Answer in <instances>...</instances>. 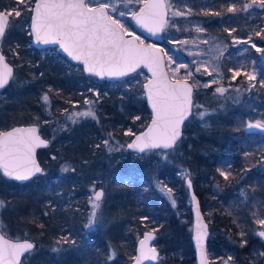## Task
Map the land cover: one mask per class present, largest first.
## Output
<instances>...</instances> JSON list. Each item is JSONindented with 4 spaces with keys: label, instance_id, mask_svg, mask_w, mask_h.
<instances>
[{
    "label": "trees",
    "instance_id": "1",
    "mask_svg": "<svg viewBox=\"0 0 264 264\" xmlns=\"http://www.w3.org/2000/svg\"><path fill=\"white\" fill-rule=\"evenodd\" d=\"M171 1L178 9L186 8L188 16L184 20L200 22L208 34L217 35L226 43L220 84L242 89V94L237 95H221L216 92L215 83L195 89L193 104L200 107L194 109V115L196 110H204L206 115L203 120L185 124L187 141L177 147L186 152L180 167L190 172L212 232V219L222 220L219 227L225 241L232 245L226 255L237 257L242 264H264V240L257 235L264 229L257 223L264 218V135L248 133L246 126L264 121V58L256 47L242 56L247 64L255 59L259 69L255 87L247 91L245 73H240L236 82L232 80L238 48L231 42L235 37H250L264 51V8L252 4V0ZM245 3L252 4L247 11L243 10ZM26 4L27 0H0L1 10L21 11L19 17L11 16V25L1 43L15 68V76L0 94V132L15 125L36 124L49 146L38 152L44 169L39 177L17 183L0 171V201L6 204L2 231L9 237L35 242L36 255L25 264H63L62 257L73 258L68 264H84L77 259L79 254L84 260L90 258L85 264H130L138 240L148 230L157 234V264H196L192 206H183L184 212L173 207L157 190L156 181H152L163 166L154 164V159L150 163L138 158L143 156L114 140L121 133V124L132 126L136 134L146 129L151 120L146 99L140 98L136 105L125 106L124 110L119 101L108 105L101 126L95 119L72 123L69 113L75 104L79 105L77 108L84 103L90 82L103 86L112 83L86 75L82 66L70 63L62 54L49 53L51 48L39 50L30 46L32 12ZM141 6L140 2L137 7ZM232 7L236 11H228ZM133 78H138V74L115 83L123 86ZM45 94L49 96L48 105L42 100ZM138 116L140 119H134ZM103 139L115 150L104 148ZM63 165L67 171L61 172ZM164 177L172 178L168 185L186 199L187 179L172 174ZM91 186L105 189L104 203L108 206L104 217L120 218L117 235L100 236L98 230L85 234L86 220L78 207L86 202ZM71 193L80 205L68 201ZM66 234L70 235L68 243L62 240ZM55 247L61 251H53Z\"/></svg>",
    "mask_w": 264,
    "mask_h": 264
},
{
    "label": "snow or ice",
    "instance_id": "2",
    "mask_svg": "<svg viewBox=\"0 0 264 264\" xmlns=\"http://www.w3.org/2000/svg\"><path fill=\"white\" fill-rule=\"evenodd\" d=\"M21 2L23 3L25 0H21ZM130 2L131 0H119V3H123L125 7ZM252 4H258L264 8V0H252ZM252 4L245 3L243 10L247 11L252 7ZM26 7L33 13L30 34L34 35L35 42L44 45H59V48L68 57L83 64V71L90 75L102 79L104 77L119 78L134 72L140 64H145L153 72V76L157 77L144 85L152 107L153 117L147 131L136 136L135 140L128 143L127 147L143 153L150 149H171L175 146L181 136V126L184 121L193 114V107H200V105H194L192 101L194 85L190 86L186 80L169 83L162 72L158 76L159 58L155 53L141 48L133 41L124 39L125 34L131 35L132 33L109 14V10L117 11L112 0H94V5L86 0H27ZM166 7H171V5H166L164 0H145V7L131 15L137 24L155 35L156 31L161 30L166 23L164 20ZM228 11H236V9L232 7ZM184 14L179 10L173 13L174 16ZM13 15L19 17L21 11L15 8L10 11H0V42L5 37L7 26L10 23L9 17ZM118 15L124 16L125 12L120 10ZM196 31L200 32L201 29L197 28ZM259 34L257 33V35ZM134 39L139 40V37ZM204 42L207 43V41ZM239 42L234 38V43ZM140 43L142 44L143 41ZM181 43L186 42L181 41ZM253 47L256 46L253 45ZM256 50L261 51L260 48H256ZM4 61L5 57L0 54V89H4L13 76L12 69ZM183 66V64L179 65V67ZM205 71L208 69L205 68ZM213 71H217V69H213ZM239 74L238 71H234L233 78ZM187 75L191 76L192 73L189 72ZM255 79L254 74L248 76L249 81ZM215 82L214 80L213 83ZM204 86L206 87L207 84ZM251 87H255V85L251 84ZM261 87H264V81L261 82ZM225 91L226 89L223 87L216 89V92L221 95ZM42 100L45 105L50 103L47 94L42 97ZM84 103L91 105L94 102L86 99ZM196 115L203 120L206 113L199 112ZM89 116L96 119V114L91 107L83 112L69 114L68 119L75 124L79 117ZM248 128L264 129V123L261 121H257L255 124L249 123ZM104 143L107 145L108 142L104 141ZM41 145L46 146V142L37 135L35 127L0 132V170L3 175L17 181H26L35 173L41 172V168L34 159L35 148ZM161 155L167 158V153H161ZM64 170L67 171V169ZM220 175L224 176L226 180L228 179L225 172L221 171ZM189 187H191L190 181ZM171 192L172 189H168L169 195ZM102 197L103 191L95 190L89 197L92 211L88 217L87 228H92L100 222L97 211L101 208ZM174 204L175 201H173ZM3 207L4 204L0 201V208ZM257 223L264 228V218H259ZM257 234L264 237V231H258ZM202 235L203 233L198 230L196 235L198 247L201 246ZM153 238L151 234H148L144 240L140 241V255L136 257V264H142L143 260L157 259L158 253L155 247L146 248V241ZM62 240L64 243L69 242L66 237ZM57 243L59 244L61 241H57ZM33 247L32 243L26 241L23 243L10 242L3 234H0V264H20L23 253L29 252ZM53 251L59 252L61 249L56 248ZM201 255L203 264V251Z\"/></svg>",
    "mask_w": 264,
    "mask_h": 264
},
{
    "label": "rangeland",
    "instance_id": "3",
    "mask_svg": "<svg viewBox=\"0 0 264 264\" xmlns=\"http://www.w3.org/2000/svg\"><path fill=\"white\" fill-rule=\"evenodd\" d=\"M87 2L93 3L94 5V0H87ZM112 2L117 7L116 12L109 10V13L110 15H112L113 19H116L121 24H123V26L127 28L129 32L132 33L131 35L138 36L140 42L143 41V43H150L149 39H147L146 37L141 35L138 31H136V29L133 27L132 22H131V19H132L131 14L133 12H137L139 10L137 5L140 2L141 4H144L145 0H131V2L127 5V7H125L123 3H119V0H112ZM167 5H171V7H168V21L165 24V27L163 30L162 48L166 54L167 68H168L171 78L173 80H182V79L189 80L194 84L195 89L197 87H199V89H202L205 87L204 86L205 84L209 86L215 80L216 81L215 84L217 88L223 87L226 89V91L224 92V95L242 94L241 93L242 89L239 86H236L233 84L222 86V84H220L222 82L221 79L223 78L222 58L227 50L226 43L219 36L208 34L207 31L202 27L200 22H196L192 20L191 21L184 20L183 17L188 16V13L186 12V8H184L183 10V9H178L174 7L175 2L171 0H167ZM120 10H123L125 12L124 16L118 15V12ZM177 10L185 14L181 16H174L173 13ZM10 25H11V21L9 23L8 29ZM197 28H200L201 31L197 32L196 31ZM235 39L240 42L234 43V38L231 41L232 45L235 48H238L236 59H235L238 61L235 64L236 68L234 71H238L239 73H245L247 75L246 84H247V91H249L251 90V88H253V87L250 88L251 84L256 85V82L259 76V69L256 66L255 59H252L251 64H247L246 61L242 58V56L250 53V50L253 47L254 43L252 42L250 37H245V38L235 37ZM181 41H185L186 43H181ZM204 41H207V43H205ZM30 46H32V44H30ZM256 48H260L262 50L260 51V54L264 58L263 48L258 47V46H256ZM48 52L51 54L60 53L58 48H51ZM181 64H183L184 66L179 67V65ZM198 68H199V71H197ZM205 68H207L208 71H205ZM213 69H217V71H213ZM189 72L192 73L191 76L187 75ZM209 72H211L212 74L209 75L208 74ZM136 74H138V78H133L129 83H125L123 86L116 85V83L113 81H111L112 84H108L107 86H103L95 81H91L90 82L91 86L88 88V91H87L88 94H85L84 101L87 99L89 101H93L94 103L91 105L82 103L81 106L77 108H75V106H79V105L75 104L69 114L75 113V112H83V111H86L89 107H91L92 110L96 114L95 120L101 126V124L105 122L102 120L104 118L103 111L107 110L108 105L114 106L115 102L119 101V104L121 105L120 106L121 109L124 110L125 106H129V105L132 106L133 104L136 105L137 101L140 98L146 99L145 93L143 91V86H144V83L149 78L148 74L144 70H139L136 72ZM253 74L256 76V79L254 81H249L248 76L253 75ZM237 76L235 78L232 77V80L236 82ZM122 82H126V80ZM140 82H142V86H138ZM139 87H140V91H138ZM237 89H239V91H237ZM113 94L115 96H113ZM194 109L195 107H193V111H192L193 114L191 115L193 119H191L190 117L189 120L192 121L193 123H196L197 120L200 119L198 115H196L197 113H199V110H196L195 115H194ZM201 112H205V111L201 110ZM66 115H68V113ZM138 117L140 119V116ZM136 118L137 117H134V119ZM91 119L93 118L90 116L89 117H79L77 122L81 120H91ZM258 121H261L262 123H264V121L262 120H258ZM246 126L248 128V124ZM184 127H186V125H184ZM120 130H121V133L118 132V134L114 136V140L117 141L118 143H121V145H125L127 149L131 150L130 148L127 147V145L128 143L132 141L136 133L133 132L132 126H126V125L123 126V124H121ZM110 135L113 136V133L110 132ZM104 141L108 142L107 145H105ZM182 141H187V137L184 135V132H183L182 139L177 143L175 147L171 149L146 150L143 153H137L135 151L132 152L133 154L137 153L139 155H142L143 157H138L140 159L142 158L143 160H148L150 163L154 159L153 160L154 164H157L159 162L160 165L163 166L162 170L158 171L157 177L153 179L152 181L154 180L156 181L157 190L165 198V200L171 203V205H173V201H175V204L173 205V207L178 208V209L179 208L183 209V206L185 207V205L186 206L191 205V197H190L188 188H187L186 199L185 197L182 198V195H179L177 193L174 186L168 185L169 180L173 181V179L165 178L164 176L172 174L175 178H179V177L185 178V179L190 178L189 170L186 168L180 167V163L184 161L185 159L184 155L186 154V152L183 153L182 147L177 148L178 144L181 145ZM102 144L104 145V148H107L108 150L110 148L112 150H115V146L113 144H109L108 140L103 139ZM161 153H167V158H165L164 155H161ZM65 168L66 166L63 165L60 171L61 172L64 171ZM168 189H172V192L170 195L168 193ZM93 190L98 191L99 188L98 187L94 188L93 186H91V188L87 191L89 193L85 195L86 202L83 203L82 207H78V209L80 210L82 209L81 210V212L83 213L82 215H84V218L86 220L85 222L83 220L85 234L89 236V234L87 233H90L93 230L95 231L98 230L97 235H100V236L105 234L106 236H108V238H110L111 236L117 235L119 233L118 230H119L120 218L118 219L117 217L115 218V220H112L108 218L106 219L104 217L105 207L108 206L106 205V203H104V200L106 198L105 189H103L101 208L97 211V217L99 218L100 222L94 225L92 228L86 227L88 223V217L92 211L91 204L89 202V197L92 196ZM261 192L264 196V191H261ZM112 194L113 193L110 191V195ZM72 197H73V194L72 193L69 194L68 201L77 203V201H75V199H72ZM3 204H4V207L0 208V225L3 224L2 214L6 208V204L4 202ZM185 210L186 209H183L182 212H184ZM212 222L214 223V227H213L214 232L212 233L211 231L210 238H209L210 241L208 244V253H209L211 264H242L241 261L237 257H231L229 255H226L228 249H230L232 245L225 241L226 238H225V234H223L224 231L221 230L219 227V224L222 223V220L218 218H214L212 219ZM6 231L9 232L8 229H6ZM4 234L7 235L6 233ZM65 237L70 238V235L66 234ZM16 239H21V238H16ZM98 239L99 238L96 237V240ZM102 239L104 238L102 237ZM59 241H62V240L60 239ZM71 241H74L73 238L71 239ZM34 250L35 248L24 258L23 264H25V261L27 262V260H29L31 256L34 257L36 255ZM72 259L73 258L62 257L60 260L63 262V264H68ZM77 259L83 262L84 264L90 261V258H87L84 260L83 256L80 254L77 256Z\"/></svg>",
    "mask_w": 264,
    "mask_h": 264
},
{
    "label": "water",
    "instance_id": "4",
    "mask_svg": "<svg viewBox=\"0 0 264 264\" xmlns=\"http://www.w3.org/2000/svg\"><path fill=\"white\" fill-rule=\"evenodd\" d=\"M165 4L167 5V0H164ZM145 7V3L139 8V10L137 12L140 11V9L144 8ZM0 11H3L0 9ZM110 14V13H109ZM33 15V13H32ZM9 20H11V18L9 17ZM164 20L168 21V7H166L165 9V16H164ZM131 22H132V25L133 27L136 29V31H138L141 35H143L144 37H146L147 39L150 40V43H140L139 40H136L134 39L135 35H127L125 34L124 35V39L125 40H130V41H133L134 44H137L139 45L141 48L143 49H146L152 53H155L156 56L159 58V62H160V67L159 69H157V73H158V76H159V73L162 72L164 74V78L167 79V81L169 83H175L177 80H173L169 74V71H168V68H167V59H166V54L162 48V41H163V30H164V27H165V24L163 26V28L159 31H156L155 35H153L151 32H149L146 28L144 27H141L140 24H137V22L132 18L131 19ZM32 23V21H31ZM31 23H30V28H31ZM9 26V25H8ZM8 26H7V29H8ZM7 29H6V32H7ZM6 35V33H5ZM1 43L0 42V54H2L4 57H5V63L12 69V73H13V76L12 78L9 80V84L6 85V87L4 89H0V94L11 84L14 76H15V68L14 66L8 61L7 59V56L4 54V52L2 51L1 49ZM31 44L33 47L37 48V49H46V48H58L59 52L64 55L67 60L71 63H74V64H77V65H81L82 68L84 67L83 64L81 63H78L77 61H74L72 60L70 57L67 56L66 53L63 52L62 49L59 48V45H52V44H49V45H44V44H37L35 42V37L34 35H32V39H31ZM139 70H144L147 74H148V79L147 81L144 83L147 84L149 83L150 80H155L157 79V77H154L153 76V72L149 70V68L147 66H145V64H140L139 67L136 68V70L134 72H131L129 73L127 76H123V77H112V78H109V77H104L103 79L100 78V77H97V76H93V75H90L89 73L85 72L86 75L88 76H92V77H96L100 80H105V81H113V82H120V81H124L127 77H129L130 75L136 73L137 71ZM181 81H184L183 79ZM186 82L190 85V86H193L189 81L186 80ZM143 91L145 93V97H146V102H147V105L151 111V120H150V123L149 125L146 127V129H144L142 132L140 133H137L132 141L135 140L136 136L138 135H141L142 133L146 132L148 127L151 125V121H152V117H153V112H152V107H151V104L149 103L148 101V98H147V90L144 88L143 86ZM193 92H194V87L192 88V101H193ZM193 111V109H192ZM191 117V115L188 117V119H186L183 123V125L181 126V136L180 138L176 141V144L175 146L177 145V143L182 139L183 137V129H184V125L186 124V122L189 120V118ZM256 123V122H255ZM254 123V124H255ZM30 127H35L37 129V135L40 137L41 140H44L46 142V146L45 145H41L37 148H35V151H34V159L36 161V163L39 165V167L41 168V172H38V173H35L34 175L31 176L30 179L26 180V181H17V180H14V179H11L9 177H6L4 176L5 178L9 179V180H13L17 183H27L28 181L34 179V178H37L39 177L42 173H43V165L41 164L39 158H38V152L40 149H44V148H47L49 146V140L44 138L40 132V128L38 125L36 124H30V125H15L14 127L12 128H9L7 130H4L2 132H8V131H12L13 129H16V128H24V129H27V128H30ZM247 132L248 133H252V132H259L261 134L264 135V129H259V128H255V129H249L247 128ZM131 141V142H132ZM174 146V147H175ZM132 151H135L137 153H140L134 149H131ZM150 150H167V149H150ZM1 173H2V170H0ZM3 174V173H2ZM189 181L191 182V187H189ZM186 185H187V188H188V191H189V194H190V197H191V205H192V213H193V236H192V240H193V244H194V250H195V254H196V264H202V251H203V264H210V259H209V254H208V235H209V231H208V223L205 219V216H204V213L202 211V208L200 206V199L199 197L197 196V194L195 193V190H194V187H193V183L191 181L190 178H188L186 180ZM98 191H103V189H99ZM199 213V215H198ZM201 231L203 233L202 235V238H201V246L198 247L197 246V241H196V235H197V231ZM259 231H264V229H261ZM0 234H3L5 236L6 239H8L10 242H29V243H32L34 245L33 249L35 248V243L30 240V239H13V238H10L8 237L7 235H5L3 233V231L1 230V227H0ZM148 234H151L152 237H154L153 239H149L148 241H146V248H151V247H155L156 249V252L158 253V257L156 260H143L142 261V264H157L160 260V251L159 249L157 248L156 246V238H157V234L156 232L154 231H146L144 232V234L142 235V237L138 240L137 242V246H136V255L133 259V261L130 263V264H136V257L140 255V241L141 240H144L145 236L148 235ZM258 235V234H257ZM258 237L262 240H264V237H261L258 235ZM31 249L29 252H25L23 253V255L21 256L20 258V264H23L24 262V258L33 250Z\"/></svg>",
    "mask_w": 264,
    "mask_h": 264
},
{
    "label": "bare ground",
    "instance_id": "5",
    "mask_svg": "<svg viewBox=\"0 0 264 264\" xmlns=\"http://www.w3.org/2000/svg\"><path fill=\"white\" fill-rule=\"evenodd\" d=\"M46 49H48V48H46ZM39 50H44V49H39ZM187 81H189V80H187ZM192 85H194L191 81H189ZM194 87V92H193V97H194V93H195V86H193ZM192 206V205H191ZM200 206H201V208H202V205H201V202H200ZM150 231H152V230H150ZM208 231H209V235H208V243H209V238H210V234H211V227L210 226H208ZM213 233V232H212ZM35 243V242H34Z\"/></svg>",
    "mask_w": 264,
    "mask_h": 264
},
{
    "label": "flooded vegetation",
    "instance_id": "6",
    "mask_svg": "<svg viewBox=\"0 0 264 264\" xmlns=\"http://www.w3.org/2000/svg\"><path fill=\"white\" fill-rule=\"evenodd\" d=\"M202 211H203V209H202ZM203 213H204V216H205V219H206V215H205V212L203 211ZM192 215H193V213H192ZM206 221H207V219H206ZM207 223H208V221H207ZM209 225V224H208ZM261 230V229H260ZM192 234H193V229H192ZM16 239V238H15ZM209 254V253H208ZM209 259H210V257H209ZM211 263V262H210Z\"/></svg>",
    "mask_w": 264,
    "mask_h": 264
}]
</instances>
